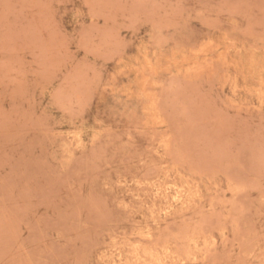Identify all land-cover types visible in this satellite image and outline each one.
<instances>
[{
    "label": "rangeland",
    "instance_id": "obj_1",
    "mask_svg": "<svg viewBox=\"0 0 264 264\" xmlns=\"http://www.w3.org/2000/svg\"><path fill=\"white\" fill-rule=\"evenodd\" d=\"M117 263L264 264V0H0V264Z\"/></svg>",
    "mask_w": 264,
    "mask_h": 264
},
{
    "label": "bare ground",
    "instance_id": "obj_2",
    "mask_svg": "<svg viewBox=\"0 0 264 264\" xmlns=\"http://www.w3.org/2000/svg\"><path fill=\"white\" fill-rule=\"evenodd\" d=\"M78 131H79V130H78ZM95 131H96V130H95ZM75 132L77 133V131H75ZM79 133H82V131L80 130ZM79 133H78V134H79ZM78 134H76V135L78 136ZM73 135H75V134H73ZM73 135H72V136H73ZM76 135H75V136H76ZM77 136H76V137H77ZM80 136H81V134H80ZM74 138H75V137H74ZM77 139H79V136L77 137ZM79 141H81V140H79ZM79 144H81V143L79 142ZM164 175H165V174H164ZM140 181H141V180H140ZM137 183H138V182H137ZM159 189H160V188H159ZM156 191H157V190H156ZM159 192H160V190H159ZM161 193H162V191H161ZM180 193H181V192H179V194H180ZM162 195H163V194H162ZM165 195H166V194H165ZM180 195H182V193H181ZM157 196H158V195H157ZM175 196H176V194H175ZM177 196H178V195H177ZM167 197H168V195H167ZM172 197H173V195H172ZM180 197H182V196H180ZM180 197H179V198H180ZM157 198H158V197H157ZM157 198H156V199H157ZM166 199H167V198H166ZM187 200H188V199H187ZM179 201H180V199H179ZM166 202H168V200H167ZM191 203H192V202H191ZM168 204H169V203H168ZM180 204H181V203H180ZM154 205H155V203H154ZM156 206H157V204H156ZM159 206H160V204H159ZM168 206H169V205H168ZM156 208H157V207H156ZM171 208H172V207H171ZM150 211H151V210H150ZM151 212H152V211H151ZM158 219H159V218H158ZM143 226H144V225H143ZM149 230H150V229H149ZM147 231H148V230H147ZM143 232H144V231H143ZM150 232H151V231H150ZM150 232H149V233H150ZM141 236H142V235H141ZM143 236H146V235L144 234ZM150 236H151V234H150ZM151 238H152V237H151ZM138 241H139V240H138ZM138 241H137V242H138ZM138 245H139V243H138ZM135 246H136V245H134V247H135ZM145 246H146V245H145ZM135 248H136V247H135ZM145 248H147V247H145ZM156 248H157V247H156ZM167 248H168V247H167ZM165 249H166V248H165ZM151 250H152V249H151ZM155 250H156V249H155ZM155 250H152V252L155 251ZM148 251H149V249H148ZM166 251H167V250H166ZM149 252H150V251H149ZM152 252H150V253H152ZM170 252H171V251H170ZM170 252H169V253H170ZM154 254H155V253H154ZM156 254H157V253H156ZM120 255H121V254H120ZM145 255H146V256H150L149 253H148V254H145ZM166 255H167V253H166ZM175 255H176V254H175ZM175 255L173 254V257H174ZM140 256H141V255H140ZM167 256H168V255H167ZM192 256H193V255H192ZM195 256H196V255H195ZM195 256H194V257H195ZM154 257H155V256H154ZM147 258H148V257H147ZM147 258H146V259H147ZM158 258H159V257H158ZM155 259H157V257H156ZM155 259L153 258L152 261H154ZM159 259H160V258H159ZM160 260H161V259H160ZM168 260H169V258H168ZM171 260H172V259H171ZM172 261H173V260H172ZM175 262H176V260H175ZM175 262H174V263H175ZM117 264H118V263H117ZM119 264H120V263H119ZM121 264H122V263H121Z\"/></svg>",
    "mask_w": 264,
    "mask_h": 264
}]
</instances>
